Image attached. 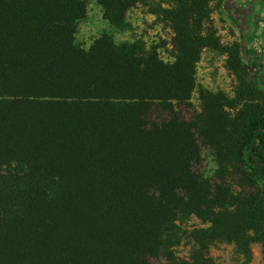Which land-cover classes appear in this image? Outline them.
Wrapping results in <instances>:
<instances>
[{
	"label": "trees",
	"instance_id": "trees-1",
	"mask_svg": "<svg viewBox=\"0 0 264 264\" xmlns=\"http://www.w3.org/2000/svg\"><path fill=\"white\" fill-rule=\"evenodd\" d=\"M214 1L98 0L119 28L139 4L169 21L166 61L144 39L83 47L86 0H0V264H194L177 249L202 242L189 218L220 225L228 206L223 236L264 248V111L233 117L221 91L191 111L202 52L220 44ZM229 162L258 184L244 200ZM23 179L34 186L8 192Z\"/></svg>",
	"mask_w": 264,
	"mask_h": 264
},
{
	"label": "rangeland",
	"instance_id": "rangeland-1",
	"mask_svg": "<svg viewBox=\"0 0 264 264\" xmlns=\"http://www.w3.org/2000/svg\"><path fill=\"white\" fill-rule=\"evenodd\" d=\"M86 3V16L80 21L76 35L83 47L89 48L98 37L108 33L117 42L144 39L149 45L159 47L164 60L174 61V31L162 15L139 4L127 15L128 26L119 28L105 18L104 8L98 0H86ZM211 5V25L220 44L218 48L206 47L202 52L197 64L191 111L195 114L203 110L202 91H221L229 96L233 117L243 116L249 109L264 111V17L261 16L264 0H222ZM237 9L242 12L240 19ZM203 165L206 177L221 181L219 175L217 178L221 168L213 149L204 150ZM222 172L226 183L242 200L258 189V184L246 179L234 162H229L227 170ZM34 182L23 179L8 192H24L27 187L34 186ZM5 192L6 189L0 190V194ZM236 210L237 206L218 207L216 220L220 225L190 217L188 231L202 242L190 239L177 248L179 254L189 257L194 264H264L262 243L232 241L223 236L233 224Z\"/></svg>",
	"mask_w": 264,
	"mask_h": 264
},
{
	"label": "crops",
	"instance_id": "crops-1",
	"mask_svg": "<svg viewBox=\"0 0 264 264\" xmlns=\"http://www.w3.org/2000/svg\"><path fill=\"white\" fill-rule=\"evenodd\" d=\"M237 10H239V9H237ZM239 11H240V10H239ZM239 11H237V12H238V13H237V14H238L237 17L240 19V17H241V13H242V12L240 11V13H239ZM261 16L264 17V12H262ZM260 32H261V31H260Z\"/></svg>",
	"mask_w": 264,
	"mask_h": 264
}]
</instances>
